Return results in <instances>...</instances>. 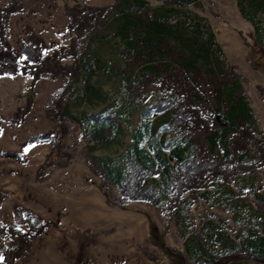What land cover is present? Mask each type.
<instances>
[{
  "label": "trees",
  "instance_id": "obj_1",
  "mask_svg": "<svg viewBox=\"0 0 264 264\" xmlns=\"http://www.w3.org/2000/svg\"><path fill=\"white\" fill-rule=\"evenodd\" d=\"M152 1L163 7H153L149 0H118L105 6L72 0V5L65 6L67 21L61 44H48L33 27L26 26L24 37L14 47L10 23L23 10L16 0H9L0 6V77L28 78L30 89L46 76L67 82L66 89L50 103L55 130L23 145L54 140L37 171V177H42L46 169L65 167L72 159L65 149L70 90L79 89L76 104L104 100L100 87L91 86V79L96 76L100 82L101 78L118 77L120 93L133 98L143 78L155 76L160 84L156 104L146 108L140 118L134 145L125 157L126 168L109 172L123 198L152 207L161 204L163 215L171 220L199 203H208L211 189L230 187L238 176L264 168V132L249 105L242 84L245 79L236 66L222 60L214 33L187 19H175L176 12L197 0ZM239 6L240 14L254 23L260 38V43L253 45L246 41L247 61L253 69L264 71V28L255 21L264 14V0H240ZM82 83L85 87L81 89ZM258 92L264 101V87L259 86ZM143 99L147 100L146 96ZM34 103L28 97L25 105L15 110L10 119L12 129L24 125ZM152 113L166 119L165 130L194 140L188 152L181 150L184 155L175 167L164 161L159 166L150 146L144 144ZM102 141L94 135L92 149ZM250 153L256 161L245 165ZM9 157L16 159L17 155ZM234 196L229 192L226 198L231 201ZM255 200L264 205V195ZM246 207L235 212L237 223L244 227L234 238L223 224L213 221L203 223L202 231L192 234L187 221L180 223L182 236L188 235L189 259L194 264H226L225 257L232 259L230 264H264V207L254 203ZM246 214L250 217L247 221ZM47 230L43 219L14 206L13 223L0 225L2 263L16 264L27 258L33 242ZM94 241L95 236L86 231L73 264H91L87 248ZM155 245L176 264H187L182 254L167 247L163 237Z\"/></svg>",
  "mask_w": 264,
  "mask_h": 264
},
{
  "label": "rangeland",
  "instance_id": "obj_2",
  "mask_svg": "<svg viewBox=\"0 0 264 264\" xmlns=\"http://www.w3.org/2000/svg\"><path fill=\"white\" fill-rule=\"evenodd\" d=\"M8 1L0 0V6ZM16 1L23 11L11 19L10 40L14 47L24 37L26 26L33 27L48 44H61L65 40V6L72 5V0ZM79 1L105 6L118 0ZM239 2L197 0L176 12L175 19H187L214 33L222 60L236 66L245 79L242 84L249 105L264 132V101L258 92L259 86L264 87V71L253 69L248 63L246 45V41L251 45L255 41L260 43V38L254 23L240 14ZM149 3L153 7H163L156 1L149 0ZM255 21L262 23L261 28H264V14ZM228 38H232V48ZM97 81L98 77L94 76L90 84L100 87L104 100L76 104L75 94L79 89L67 94L69 134L65 138V149L72 159L67 166H51L42 177H37L38 168L54 140L23 145L55 130L57 123L49 114L50 103L66 89L67 82L46 76L30 89L28 78L0 77V225L13 223L16 205L48 225L46 234L33 242L29 256L16 264H73L86 231L95 236V243L87 248L91 264H176L155 245L162 237L168 248L182 254L187 264H194L186 251L188 235L182 236L180 223L187 221L192 234L202 231L203 223L213 221L223 224V229L234 238L244 227L237 223L236 210L253 203L264 207L262 202L255 200L264 195V168L238 176L230 187L211 189L212 198L208 203H199L171 220L163 215L161 204L152 207L123 198L109 170H125V157L134 145L140 118L146 108L156 104L160 84L150 74L143 78L133 98H127L125 95L130 94L119 91L118 77ZM84 85L82 83L79 88ZM28 97L33 98L34 106L24 125L15 131L10 119L18 107L25 105ZM162 118L153 113L149 116L144 144L150 146L159 166L164 161L172 168L184 155L181 150L188 152L194 140L188 136L176 137L165 130L166 119ZM94 135L103 141L92 149ZM9 154H16L17 158ZM255 161V155L250 153L244 164ZM229 192L235 194L231 201L226 198ZM248 219L249 214H246L245 220ZM0 264H3L1 258Z\"/></svg>",
  "mask_w": 264,
  "mask_h": 264
},
{
  "label": "crops",
  "instance_id": "obj_3",
  "mask_svg": "<svg viewBox=\"0 0 264 264\" xmlns=\"http://www.w3.org/2000/svg\"><path fill=\"white\" fill-rule=\"evenodd\" d=\"M231 260H232L231 258H228V257L226 258V257H225V261H226L225 263H226V264H230V263H231V262H230Z\"/></svg>",
  "mask_w": 264,
  "mask_h": 264
},
{
  "label": "bare ground",
  "instance_id": "obj_4",
  "mask_svg": "<svg viewBox=\"0 0 264 264\" xmlns=\"http://www.w3.org/2000/svg\"><path fill=\"white\" fill-rule=\"evenodd\" d=\"M229 36H230V35H229ZM229 36H228V37H229ZM230 37H231V36H230ZM228 39H229V38H228ZM229 42H230V44H228V45H229V47H231V46H232V42H233V41H232V38L229 39ZM229 42H228V43H229ZM230 45H231V46H230ZM231 48H232V47H231ZM235 49H236V48H235Z\"/></svg>",
  "mask_w": 264,
  "mask_h": 264
},
{
  "label": "snow or ice",
  "instance_id": "obj_5",
  "mask_svg": "<svg viewBox=\"0 0 264 264\" xmlns=\"http://www.w3.org/2000/svg\"><path fill=\"white\" fill-rule=\"evenodd\" d=\"M25 151H27V149H25Z\"/></svg>",
  "mask_w": 264,
  "mask_h": 264
}]
</instances>
